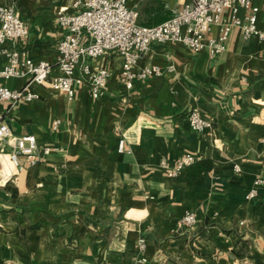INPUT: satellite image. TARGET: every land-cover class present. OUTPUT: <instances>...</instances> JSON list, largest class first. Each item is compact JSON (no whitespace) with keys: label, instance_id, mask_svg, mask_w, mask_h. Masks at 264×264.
<instances>
[{"label":"crops","instance_id":"0c3cea01","mask_svg":"<svg viewBox=\"0 0 264 264\" xmlns=\"http://www.w3.org/2000/svg\"><path fill=\"white\" fill-rule=\"evenodd\" d=\"M72 1L0 0L28 26L9 46L54 67L62 35L56 12L72 11ZM126 1L147 26L186 2ZM254 2L264 31V0ZM217 32L213 25L205 35ZM121 60L116 53L88 60L110 71L99 98L87 83L69 98L27 76L0 77L5 86L28 84L37 94L28 102L0 101L11 130L2 151L13 149L15 137L33 134L41 155L31 165L21 155L19 169L0 171V264H135L139 236L151 264H264V39L245 38L235 27L225 50L213 56L152 42L138 67L159 64L163 73L135 80L127 92ZM4 63L0 56V68ZM169 63L171 72L164 68ZM191 108L210 118L212 129L192 130ZM121 136L129 152L117 150ZM44 145L53 149L42 154ZM186 153L213 163L190 184L159 165L162 157L172 163ZM256 178L263 181L246 198ZM187 209L198 218L190 228L179 224ZM205 218L213 223L200 235Z\"/></svg>","mask_w":264,"mask_h":264},{"label":"built area","instance_id":"2783aa9c","mask_svg":"<svg viewBox=\"0 0 264 264\" xmlns=\"http://www.w3.org/2000/svg\"><path fill=\"white\" fill-rule=\"evenodd\" d=\"M72 11L58 10L56 20L62 28L57 41V60L53 67L48 61L34 60L14 44L28 32V26L20 12L11 4L0 3V56L5 63L0 68L1 78L29 77L30 82L47 83L51 88L64 92L69 98L75 93L77 85L87 83L93 98L103 94L110 76L109 69L100 64L91 65L88 60L98 59L108 53L121 56L120 76L123 88L132 89L135 80L161 75L159 64L138 67V60L147 51L150 43H180L195 52L206 51L213 56L226 48V41L232 28H239L245 38L252 36L264 39V31L257 27L259 6L254 0H186L182 8L163 22L156 25H142L138 22V11L128 6L126 0H73ZM217 25L215 35H205ZM87 60L82 63L84 59ZM167 72L174 70L172 63L164 66ZM37 94L28 84L11 88L0 83V101L10 104L31 101ZM190 128L197 132L212 129V120L205 117L197 108L187 112ZM58 120L54 121V125ZM11 134L9 125L0 110V166L5 164L6 172L12 174L20 168V156L27 158L28 164L41 159L36 138L26 134L14 138L13 149L4 152L2 142ZM53 149L44 145L41 153ZM119 152H129L126 138L117 141ZM197 156L186 153L172 163L162 157L159 165L168 177L177 176ZM3 161V163H2ZM238 170L239 166L234 165ZM263 180L256 178L245 194L252 198L257 193V185ZM198 218L192 210H185L179 219L180 226L193 227ZM242 223V222H241ZM139 256L135 264H151L146 254L145 238H137ZM107 264V263H100Z\"/></svg>","mask_w":264,"mask_h":264},{"label":"trees","instance_id":"16d2710c","mask_svg":"<svg viewBox=\"0 0 264 264\" xmlns=\"http://www.w3.org/2000/svg\"><path fill=\"white\" fill-rule=\"evenodd\" d=\"M213 163L212 160L209 158H201L193 161L189 165L185 167V169L174 177V179L178 181H185L188 184L192 183V181L199 176L203 171H208L211 169ZM213 222L209 220L208 218H205L201 224V226L197 227V232L200 235L205 234V227L208 225H211ZM237 242H240V244L244 245L248 243V240H242L240 236H237L236 239ZM239 249V246H238ZM240 251H244L243 249H239ZM246 250V249H245Z\"/></svg>","mask_w":264,"mask_h":264}]
</instances>
